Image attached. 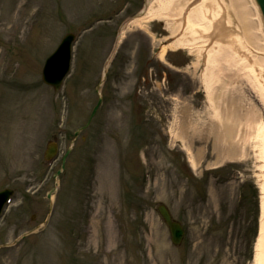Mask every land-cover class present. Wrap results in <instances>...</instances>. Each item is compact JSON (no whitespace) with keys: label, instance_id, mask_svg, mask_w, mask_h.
I'll return each instance as SVG.
<instances>
[{"label":"rangeland","instance_id":"374dc122","mask_svg":"<svg viewBox=\"0 0 264 264\" xmlns=\"http://www.w3.org/2000/svg\"><path fill=\"white\" fill-rule=\"evenodd\" d=\"M145 1L0 0V189H15L0 219V264L252 263L261 199L253 123L264 113L225 75L208 101L203 65L186 50L160 58L176 35L166 20L130 26L115 47ZM238 1L246 18L230 9L231 26L256 49L257 4ZM67 32L79 37L56 91L42 69ZM161 203L185 226L178 245Z\"/></svg>","mask_w":264,"mask_h":264},{"label":"bare ground","instance_id":"6f19581e","mask_svg":"<svg viewBox=\"0 0 264 264\" xmlns=\"http://www.w3.org/2000/svg\"><path fill=\"white\" fill-rule=\"evenodd\" d=\"M253 8L255 12L251 13V22L256 21L260 26L263 22L264 25L260 8L258 5L257 8L254 6ZM230 9L240 12L241 17L246 18L243 12L244 9L246 11L244 3L238 0H150L143 14L124 23L120 38L130 26L146 27L153 21L166 20L171 25V32L176 35L175 40L163 45L160 58H165L168 50H186L189 56L196 57L197 65L200 63L203 65L202 80L208 101H212L215 88L213 78L220 80L225 77L233 89L242 85L241 89L250 94H247L248 102L253 101L255 110L264 113V30L259 34L263 41L256 45V49H248L240 29L231 26L235 19ZM253 59L261 61L260 69L256 68ZM259 121V119L254 121L253 128L257 130L255 151L258 162L255 176L261 193L260 217L251 264H264V120ZM178 122L181 132L187 134L189 132L187 120L181 121V118L179 120L176 118L175 124ZM171 134L173 137L179 136L175 129H171Z\"/></svg>","mask_w":264,"mask_h":264},{"label":"water","instance_id":"95a60500","mask_svg":"<svg viewBox=\"0 0 264 264\" xmlns=\"http://www.w3.org/2000/svg\"><path fill=\"white\" fill-rule=\"evenodd\" d=\"M256 4L260 8L264 19V0H255ZM147 5V1L145 2V7ZM143 11L140 12V14ZM74 39V35L72 33L67 34L58 49L48 58L46 65L44 67L43 78L47 83L52 84L56 89L60 87L63 77L69 70L70 67V58H71V44ZM101 96L99 98V103L101 102ZM99 103L95 107L92 115L95 113ZM56 147L53 146L48 152L47 157H50L54 154ZM4 202V193H0V206ZM158 210L170 228L172 241L176 244L180 243L184 230L181 224L175 221L172 217V214L168 207L164 204L159 205Z\"/></svg>","mask_w":264,"mask_h":264}]
</instances>
